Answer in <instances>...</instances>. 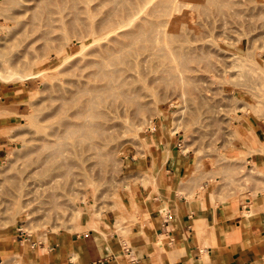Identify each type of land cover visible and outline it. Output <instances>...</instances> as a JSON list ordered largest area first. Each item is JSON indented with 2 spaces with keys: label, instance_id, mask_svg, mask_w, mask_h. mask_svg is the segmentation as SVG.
Wrapping results in <instances>:
<instances>
[{
  "label": "rangeland",
  "instance_id": "obj_1",
  "mask_svg": "<svg viewBox=\"0 0 264 264\" xmlns=\"http://www.w3.org/2000/svg\"><path fill=\"white\" fill-rule=\"evenodd\" d=\"M238 1L237 15L202 25L197 52H206L207 58L197 55L189 67L198 69L184 72L181 86H166L154 71L157 60L141 59L133 76L147 104L132 130H127L128 122L121 123L118 136L107 145L109 152L105 147L97 156L84 154L87 162L70 173H51L56 176L49 187L53 197L45 198L48 203L33 201L23 208L31 214L24 215L13 207L16 192L8 182L36 155L27 157L30 145L55 126L59 96L68 107L71 82L86 73L81 65L92 44L80 38L87 25L81 19L88 15L86 23L95 25L120 5L88 0L87 10V5H77L89 10L82 13L69 0H0V118L11 126L1 132L11 144L0 160V231L48 244L52 238L83 232L74 229L76 209L83 212L81 222L92 219L99 225L114 211L131 217L145 207L142 189L157 184L151 170L149 175L141 172L139 162L149 156L147 135L161 124L169 136L179 138L181 151L188 152L192 177L204 180L217 199H248L264 212V167L254 162L264 156V0ZM73 12L78 16L75 29L65 24ZM47 15L51 24L45 22ZM146 15L144 10L138 14ZM104 37L105 31L97 42ZM41 177L36 184L48 180Z\"/></svg>",
  "mask_w": 264,
  "mask_h": 264
},
{
  "label": "bare ground",
  "instance_id": "obj_2",
  "mask_svg": "<svg viewBox=\"0 0 264 264\" xmlns=\"http://www.w3.org/2000/svg\"><path fill=\"white\" fill-rule=\"evenodd\" d=\"M5 1L8 3L10 0ZM69 1L72 8L81 9L82 13L89 11L83 12V8L77 6L79 3H83L82 6L87 5L88 0ZM110 2L112 5L119 4L120 7L108 10L97 24L86 23L88 15L81 19L80 23L87 25L80 38L85 44H92L88 58H85L81 65V70L86 73L71 82L68 107L64 106V100L59 96L57 110L59 115L55 126L51 131L44 132L38 137L35 143L28 144L30 149L26 153L27 157L34 153L36 155L24 168L17 170L11 182H8L10 191L16 192L13 197L17 201L13 207L17 211L21 210L24 215L31 214L28 208H23L33 201L44 203L47 201L45 198L53 197L49 187L56 176L70 173L73 167L87 162L88 158L84 157V154L97 156L105 147L107 149V145L112 142L110 140L113 138L115 140L118 136L116 134L119 133L121 123L128 122L127 130H132L134 118L136 115L137 117L142 115L147 104L146 96L136 88L133 76L141 59L150 57L154 61L157 60L154 71L157 79L166 86L182 85L184 72L194 73L198 69L197 67L193 69L189 65L196 62L197 55L202 52H197L200 46L196 45L198 40L200 42L199 32L202 25L209 24V21H221L220 18L234 17L238 11L236 6L242 5L238 0H110ZM247 6L243 5L241 8L246 9ZM88 7L89 5L84 9L87 10ZM260 8L262 10L261 6ZM240 9L238 15L241 14ZM245 9L243 10L246 11ZM141 10L146 11L147 15L138 16ZM77 20L78 16L73 12L72 20L65 24L75 29L78 26ZM52 21L47 15L45 22L51 24ZM103 31L106 35L104 41L97 42V35ZM199 61L198 63L201 62ZM258 69L259 65L257 71H260ZM190 78L187 76V79ZM125 123L123 124L127 125ZM106 149L105 151L108 150ZM54 172L57 173L56 176L51 175ZM41 176L47 177L48 180L38 179L36 184L37 178H43ZM39 209H42L41 206L37 211ZM80 215V210L76 209L73 216L74 226L78 223ZM97 224L95 221L91 226L96 227ZM112 224L116 231L120 230L122 225L116 220H113Z\"/></svg>",
  "mask_w": 264,
  "mask_h": 264
},
{
  "label": "crops",
  "instance_id": "obj_3",
  "mask_svg": "<svg viewBox=\"0 0 264 264\" xmlns=\"http://www.w3.org/2000/svg\"><path fill=\"white\" fill-rule=\"evenodd\" d=\"M163 126L147 135L149 156L139 162L141 172L157 177L142 189L144 208L127 218L114 211L96 227L92 219L81 222L80 210L74 229L83 232L48 244L0 231V264H264V212L248 199H217L192 177L188 152ZM10 127L0 118V160L11 144L1 132ZM254 162L264 167V156Z\"/></svg>",
  "mask_w": 264,
  "mask_h": 264
}]
</instances>
